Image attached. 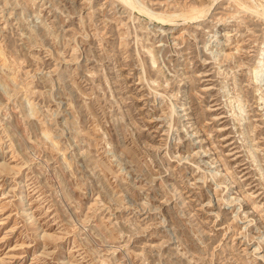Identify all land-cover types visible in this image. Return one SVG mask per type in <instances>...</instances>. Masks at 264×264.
I'll return each instance as SVG.
<instances>
[{
  "label": "rangeland",
  "instance_id": "rangeland-1",
  "mask_svg": "<svg viewBox=\"0 0 264 264\" xmlns=\"http://www.w3.org/2000/svg\"><path fill=\"white\" fill-rule=\"evenodd\" d=\"M122 2L0 0V264H264L261 0Z\"/></svg>",
  "mask_w": 264,
  "mask_h": 264
},
{
  "label": "bare ground",
  "instance_id": "bare-ground-1",
  "mask_svg": "<svg viewBox=\"0 0 264 264\" xmlns=\"http://www.w3.org/2000/svg\"><path fill=\"white\" fill-rule=\"evenodd\" d=\"M123 2L122 3H125L124 5H128L129 7H132V8H136V7H134V0H122ZM141 3V2H140ZM140 3H139V6L137 7L140 11L139 12H144V13H146L148 16H151L150 18H157V19H160V20H166L167 21V17H165V16H160V15H157V14H155V13H151V12H149L148 10H147V8L142 4V5H140ZM137 4V3H136ZM138 5V4H137ZM127 6V7H128ZM245 7H247L246 5H244ZM252 9H254L256 12H260V14H262V15H264V0H263V2H262V0H261V2L259 3V5L257 6L256 4H255V2H253V5H252ZM202 11L203 10H200V11H196V12H194V14H196V15H198V14H201L202 13ZM149 12V13H148ZM192 16V15H191ZM199 16V15H198ZM170 21V20H169ZM149 49V48H148ZM151 49V48H150ZM152 52V51H151ZM263 52V51H262ZM154 54V53H153ZM263 54V53H262ZM156 63V62H155ZM259 63V62H258ZM258 63H257V65L254 67V69L253 70H251V72L252 71H254L255 69H257L258 67H259V65H258ZM260 66H262V65H260ZM260 68V67H259ZM263 73H264V70H263ZM262 73V74H263ZM256 74H257V72L255 71V73L253 72V76H256ZM258 75V74H257ZM22 197V196H21ZM20 199V198H19ZM28 214V213H27Z\"/></svg>",
  "mask_w": 264,
  "mask_h": 264
}]
</instances>
